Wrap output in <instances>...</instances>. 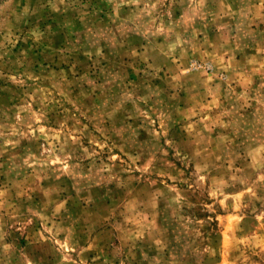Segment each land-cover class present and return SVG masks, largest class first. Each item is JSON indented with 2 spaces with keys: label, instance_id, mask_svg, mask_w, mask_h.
I'll list each match as a JSON object with an SVG mask.
<instances>
[{
  "label": "rangeland",
  "instance_id": "374dc122",
  "mask_svg": "<svg viewBox=\"0 0 264 264\" xmlns=\"http://www.w3.org/2000/svg\"><path fill=\"white\" fill-rule=\"evenodd\" d=\"M0 264H264V0H0Z\"/></svg>",
  "mask_w": 264,
  "mask_h": 264
}]
</instances>
